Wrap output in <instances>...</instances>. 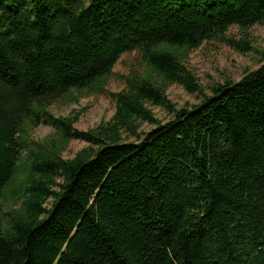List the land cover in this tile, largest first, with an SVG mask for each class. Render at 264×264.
Returning <instances> with one entry per match:
<instances>
[{
  "label": "trees",
  "instance_id": "1",
  "mask_svg": "<svg viewBox=\"0 0 264 264\" xmlns=\"http://www.w3.org/2000/svg\"><path fill=\"white\" fill-rule=\"evenodd\" d=\"M257 24L264 0H0V264H264V59L210 92L184 61ZM92 95L116 107L95 128L51 110Z\"/></svg>",
  "mask_w": 264,
  "mask_h": 264
},
{
  "label": "rangeland",
  "instance_id": "2",
  "mask_svg": "<svg viewBox=\"0 0 264 264\" xmlns=\"http://www.w3.org/2000/svg\"><path fill=\"white\" fill-rule=\"evenodd\" d=\"M229 35L240 45L247 43L252 49L242 52L234 46L219 40L205 42L199 48L190 51L184 61L187 68L196 76L200 85L210 92L214 83H223L227 79L240 80L246 72L261 66L264 59V24H257L248 30L232 27ZM135 55H124L114 68L115 75L110 81L109 90L118 92L124 87L121 75L129 72L135 65ZM168 97L176 104L177 108L199 103L201 98L189 93L183 86L173 84L167 89ZM156 117L168 121L172 115L162 107L149 106ZM51 110L58 116H70L79 110H84L75 126L80 130L97 127L108 122L115 114V101L108 95H92L82 98L79 103L65 104L56 102ZM142 128L149 131L152 125L144 124ZM38 140L57 137L54 130L41 125L33 132ZM88 146L82 140H72L63 151V157L72 158L76 153Z\"/></svg>",
  "mask_w": 264,
  "mask_h": 264
}]
</instances>
